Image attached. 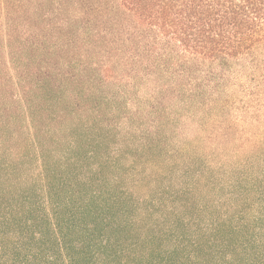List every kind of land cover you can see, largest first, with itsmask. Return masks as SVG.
Segmentation results:
<instances>
[{
	"label": "trees",
	"instance_id": "trees-1",
	"mask_svg": "<svg viewBox=\"0 0 264 264\" xmlns=\"http://www.w3.org/2000/svg\"><path fill=\"white\" fill-rule=\"evenodd\" d=\"M103 7L104 65L40 68L0 27V264H264V133L194 132L264 128V0Z\"/></svg>",
	"mask_w": 264,
	"mask_h": 264
},
{
	"label": "rangeland",
	"instance_id": "rangeland-1",
	"mask_svg": "<svg viewBox=\"0 0 264 264\" xmlns=\"http://www.w3.org/2000/svg\"><path fill=\"white\" fill-rule=\"evenodd\" d=\"M113 2L114 0H0V27L4 30L7 28L5 23L8 25L12 24L10 29L14 28L13 33L16 34L19 40V43L16 41V45L19 44L20 48L27 54L30 52L34 65L40 68L56 70L59 68L58 60L69 61L72 59L69 57L71 53L79 55L77 57L96 55L93 59H98L99 63L104 65L109 61L113 62L117 59V54L107 52L108 47L115 48L117 46V40L115 37L105 36L103 32L98 34L96 31H100L104 27V22H102L103 15H101L102 11H109L108 7H103V5H112ZM108 14L111 17L118 18L116 13L114 15V13L108 12ZM128 19L130 20V17ZM92 31L94 34L91 33ZM75 36L83 38L85 44L78 45L80 41H75L73 42L74 44L70 42L71 44H69L68 49L71 52H66L65 50L63 52L58 47H53L52 45L54 41H64L67 38L74 39ZM31 43H33L32 46ZM85 58L87 59V57ZM86 59H83V61ZM244 61L231 62L229 66L233 69H238L242 67L241 65ZM77 66L81 67L82 65H69L68 68L74 69ZM62 67H64V64ZM68 68L66 67L65 70ZM120 69V67L114 66V72L120 73ZM72 73H76L75 69L72 70ZM140 76L138 74L134 79L135 84L139 86L144 82V77ZM127 82L123 75V79L117 80L115 84L119 88H124ZM55 83H63V81L59 79ZM75 84H77L76 81L71 83L75 88L80 87V85ZM236 90L237 88L234 87V92ZM235 111L236 109H231L229 115H223L230 116L233 114L230 120L226 121L220 113L212 116L199 115V118L207 120L213 126L210 129L194 131L197 133V139L208 135L207 137H211L212 147L219 149L221 147H219L218 143L221 141L225 143L224 138H222L224 132L230 135L225 136L226 138L235 136L244 137L251 132L264 133L263 126L259 127L255 124L257 121L253 118L256 116L249 118L247 116L239 117V115L236 116L234 114L236 113ZM250 119L253 120L254 124L249 127ZM236 144L238 143L236 142ZM212 153L218 154L219 152L214 149ZM215 154H212V156H215Z\"/></svg>",
	"mask_w": 264,
	"mask_h": 264
}]
</instances>
